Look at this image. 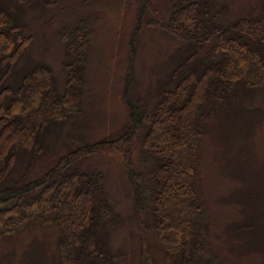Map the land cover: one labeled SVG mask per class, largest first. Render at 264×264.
Returning <instances> with one entry per match:
<instances>
[{
    "label": "trees",
    "instance_id": "16d2710c",
    "mask_svg": "<svg viewBox=\"0 0 264 264\" xmlns=\"http://www.w3.org/2000/svg\"><path fill=\"white\" fill-rule=\"evenodd\" d=\"M31 1L4 0L0 4V238L30 224L55 226L60 233L57 264L113 261L116 256L110 254L105 234L117 227V216L104 197V176L81 173L72 166L90 155L117 153L136 198L143 191L140 182L147 191L149 219L138 220L142 240L139 264H155L146 246L149 233L162 249V264H214L203 260L206 244L200 228L206 229V223H202L204 205L196 184L197 141L203 135V121L214 117L217 107L241 88L264 89V15L218 23L224 10L211 8L210 0H181L159 27L178 41L208 46L192 68L184 71L196 57L194 52L174 69L170 77L175 80L174 87L162 91L151 110L137 113L128 101L130 126L117 139L82 146L61 157L39 179L10 185L7 179L19 160L30 154L33 162L42 154V135L79 113L78 66L85 62L89 48L87 31L80 23L72 34L61 32L68 59L63 65L66 82L62 96L57 95L45 67L33 69L19 85L9 88L6 81L32 42L20 10ZM62 1L35 3L48 10ZM149 2L141 0L139 16ZM139 126L143 136L136 153L140 161L151 162L149 173L133 170Z\"/></svg>",
    "mask_w": 264,
    "mask_h": 264
},
{
    "label": "rangeland",
    "instance_id": "374dc122",
    "mask_svg": "<svg viewBox=\"0 0 264 264\" xmlns=\"http://www.w3.org/2000/svg\"><path fill=\"white\" fill-rule=\"evenodd\" d=\"M35 1L20 7L32 42L6 81L9 88L19 85L33 69L45 67L57 95L62 96L66 82L63 65L68 59L61 32L72 34L80 23L87 31L89 48L85 62L78 66L79 113L42 135V154L33 162L30 154L19 160L7 179L10 185L39 179L61 157L82 146L123 135L130 126V107H136L137 113L151 110L160 93L174 87L175 80L170 79L174 69L194 52L196 57L184 69L189 71L208 48L178 41L159 27L181 0H150L143 16H139L141 0H63L48 10L37 7ZM210 1L211 8L224 10L218 23L264 15V0ZM202 127L195 169L197 192L204 205L202 223H206V229L200 228L206 244L203 260L264 264V89L241 88L217 107L214 117L205 119ZM142 136L139 126L133 148L137 173L148 172L151 163L138 159L136 150L140 152ZM72 168L104 176V197L117 216V227L105 234L109 252L116 257L106 264H139L142 240L138 220L149 219L144 183L140 182L143 191L137 199L117 153L90 155ZM59 236L55 226L30 224L2 237L0 264H57ZM146 241L155 264H162L163 252L154 235L149 233Z\"/></svg>",
    "mask_w": 264,
    "mask_h": 264
}]
</instances>
